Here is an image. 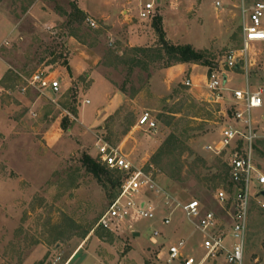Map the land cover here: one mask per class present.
<instances>
[{"label":"rangeland","instance_id":"obj_1","mask_svg":"<svg viewBox=\"0 0 264 264\" xmlns=\"http://www.w3.org/2000/svg\"><path fill=\"white\" fill-rule=\"evenodd\" d=\"M216 1L222 3L218 10ZM242 2L248 9L264 0H161L156 18L169 45L208 53L205 76L223 72L224 56L241 47ZM73 4L98 27L70 24ZM133 6L132 0H0V264H82L84 254L95 264H167L169 247L182 239L184 257L198 262L204 257L203 234L181 208L169 226L161 223L166 196L173 210L199 201L204 211L228 218L215 199L218 189L229 190L223 160L206 146L219 140L224 127L236 126L228 118L230 103L208 104L203 82L185 87L189 72H169L176 66L168 67L166 51L152 59L130 52L163 50L155 19L143 22L134 11L128 18L123 13ZM135 36L144 39L137 42ZM251 54L250 87L264 99V43L255 44ZM75 55L80 70L85 68L79 75L69 66ZM133 58L147 65L132 66ZM37 72L61 81L60 94L30 87ZM227 73L230 90L245 88L243 72ZM103 75L123 97L104 121ZM144 112L157 120L156 133L136 127ZM255 119L257 162L264 169V107ZM173 134L186 151L158 158ZM98 141L155 181L161 194L144 189L141 196L154 203L155 220L123 222L115 233L99 227L120 195L121 176L112 173L119 182L113 188L83 167L84 155L99 161ZM133 232L141 234L137 241ZM206 264H227L226 257ZM245 264H264L263 198L252 203Z\"/></svg>","mask_w":264,"mask_h":264},{"label":"built area","instance_id":"obj_2","mask_svg":"<svg viewBox=\"0 0 264 264\" xmlns=\"http://www.w3.org/2000/svg\"><path fill=\"white\" fill-rule=\"evenodd\" d=\"M160 2L161 0H132L134 6L125 14L128 16L130 11H134L140 21L153 20L157 17ZM221 7L222 3L216 1L215 8L218 10ZM241 13V47L228 52L223 59L224 71L212 70L207 74L205 82L206 102L216 105L230 103L228 118L231 115L236 125L224 127L219 140L206 146L207 152L222 159V164L228 170L229 190L221 188L215 193L217 203L227 213L228 218L224 221L214 212L204 211L199 201L179 204L173 210V201L166 196L168 212L162 217L161 223L169 226L173 214L181 208L186 218L204 237V257L200 261L184 257L186 241L182 239L169 247L167 264H206L221 255H225L227 264H245L252 203L259 198L264 199V169L259 167L255 148L258 140L255 111L263 109L264 99L262 91H252L249 78L250 70L255 65L251 54L252 47L264 43V2H257L248 9L242 2ZM86 24L94 29L98 27L93 18H87ZM229 71L244 73V89L230 90L227 87L230 82L227 73ZM52 76V73L37 72L31 77L29 85L37 91L44 92L49 89L54 95H58L62 90L61 81ZM184 86L193 87L192 80H185ZM136 127L156 133L159 124L151 113L144 112ZM96 147L100 163L121 176L120 195L111 202L99 222V227L115 233L123 222L132 224L140 219L155 220L158 214L154 203L147 199L142 200L141 197L144 189L153 195L161 194L155 181L104 141H98ZM152 242L156 243L154 238Z\"/></svg>","mask_w":264,"mask_h":264},{"label":"trees","instance_id":"obj_3","mask_svg":"<svg viewBox=\"0 0 264 264\" xmlns=\"http://www.w3.org/2000/svg\"><path fill=\"white\" fill-rule=\"evenodd\" d=\"M86 15L79 10V8L73 4L72 14H70V24L86 22ZM155 30L159 34L162 41L163 50H150L147 48H130V52L136 54H142L145 59H152V57H160L161 52L166 51L168 54V67H173L177 65H199L211 68V63L208 61V53L205 51H197L191 45L186 46H173L169 45L164 39V31L161 28V20L155 18L154 20ZM132 66L139 67L141 65H147V62H143L138 58H133L129 60ZM132 127V125H131ZM129 132V131H128ZM258 142H256V153H258ZM183 145L181 141L173 134L171 135L162 145L159 150L158 158L164 157L165 154L175 153L178 150L182 152L186 151L182 148ZM264 155V154H263ZM83 167L86 168L87 172L92 174L99 183L110 184L113 188L119 186V182L112 178V173L105 166H102L98 160L93 159L89 155H84L82 158ZM224 176L228 179V170L222 164ZM178 173H181V168H178ZM178 181H181L179 178Z\"/></svg>","mask_w":264,"mask_h":264},{"label":"crops","instance_id":"obj_4","mask_svg":"<svg viewBox=\"0 0 264 264\" xmlns=\"http://www.w3.org/2000/svg\"><path fill=\"white\" fill-rule=\"evenodd\" d=\"M87 12H89V11H87ZM125 12L123 11L124 14H125ZM127 18H128V16H127ZM133 39H135V41H137V42H140L144 38L135 36ZM69 66H70V69L72 70V72L77 74V75H79L81 73H84V71H85L84 70L85 68H81V70H80L77 55H75V57H73L71 59V61L69 63ZM173 71H177V73L180 74V75H183V74L189 72V74H190L189 79L192 80L193 87L198 82H203L205 84L206 76L208 74V73H205V76L202 75L201 72L204 71V67L199 66V65H191V67H189L188 65H179V66H176V67H173V68L169 69V72H173ZM94 86H96V84ZM122 98L123 97L119 93H115V91H114V89L112 87V84L103 75V121L106 119L107 115L111 114V112H112V110L114 108H117V107H119L122 104ZM135 234H137V233L133 232V241H137V239L141 237V234H139V237H135ZM78 254L79 253L77 252L76 255H78ZM75 256H73V258ZM85 260L87 262H89L90 264H95V261L91 259V254H84V257H83L82 264H89V263H86ZM58 264H60V263L58 262ZM61 264H68V261L63 262Z\"/></svg>","mask_w":264,"mask_h":264},{"label":"water","instance_id":"obj_5","mask_svg":"<svg viewBox=\"0 0 264 264\" xmlns=\"http://www.w3.org/2000/svg\"><path fill=\"white\" fill-rule=\"evenodd\" d=\"M135 237H139V234H135Z\"/></svg>","mask_w":264,"mask_h":264}]
</instances>
